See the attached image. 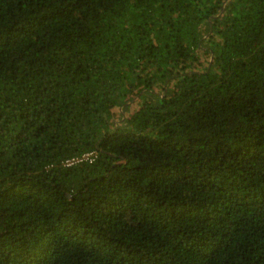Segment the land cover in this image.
<instances>
[{"label": "trees", "instance_id": "1", "mask_svg": "<svg viewBox=\"0 0 264 264\" xmlns=\"http://www.w3.org/2000/svg\"><path fill=\"white\" fill-rule=\"evenodd\" d=\"M0 264H264V0H0Z\"/></svg>", "mask_w": 264, "mask_h": 264}, {"label": "built area", "instance_id": "2", "mask_svg": "<svg viewBox=\"0 0 264 264\" xmlns=\"http://www.w3.org/2000/svg\"><path fill=\"white\" fill-rule=\"evenodd\" d=\"M97 158V153L96 152H86L81 154L80 156H76L74 158H71L69 160H67L64 165L66 167H70L73 165H77L80 163H93L95 161V159Z\"/></svg>", "mask_w": 264, "mask_h": 264}]
</instances>
